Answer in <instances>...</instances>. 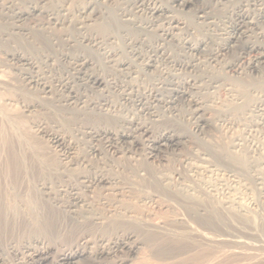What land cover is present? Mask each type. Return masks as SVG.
I'll use <instances>...</instances> for the list:
<instances>
[{
  "label": "bare ground",
  "instance_id": "1",
  "mask_svg": "<svg viewBox=\"0 0 264 264\" xmlns=\"http://www.w3.org/2000/svg\"><path fill=\"white\" fill-rule=\"evenodd\" d=\"M60 1L50 7L48 0H0V18L10 13L13 19L8 28L0 29V40L5 36L6 41L10 37L22 43L5 52L14 76L0 71L1 91L13 93L17 88L22 94L5 97L22 107L21 117L0 109V156L6 154L0 164V191L10 187L8 192L26 199L29 210L16 218V210L8 204L0 206V235L14 228L31 235L12 246V251L0 246V264H79L108 258H113L111 264H137L143 243L131 232L119 236L107 231L112 237L92 239L85 230L118 228L117 219L91 208L86 192L97 190L105 199L126 191L117 185V177L93 166L90 155L98 151L94 142L102 141L116 154H131L142 144L147 159L164 161L167 152L180 151L197 135L210 137L212 143L207 149L186 153L181 172H147L139 167L137 174L157 181L209 227L215 220L226 221L238 234L230 233L225 240L257 250L254 256L264 261V253L259 252L264 250L262 229L244 200L253 186L257 194L249 204L259 203L264 210V0H133L130 5L124 3L127 0H86L76 9L70 7L75 0ZM218 5L225 8L219 15L214 10ZM178 12L191 14L207 34L194 38L193 26ZM116 41L122 45H113ZM77 45L89 54L75 51ZM249 77L255 80L248 81ZM29 92L31 99L24 97ZM207 92L203 99L200 95ZM179 104L188 108L189 130H175L165 122L169 117L160 115L161 109L172 113ZM37 109L58 113L69 133L60 131L58 124L49 128L46 121L37 120L32 126L35 134L30 135L22 118L28 120ZM212 111L215 114L210 116ZM40 136H46L54 149L53 160L36 146L35 138ZM239 218L244 222L236 227ZM83 227L87 228L77 230ZM49 234H69L73 242L69 247H54L47 242ZM186 235H159L152 245L160 249L163 241L183 250L188 245ZM254 236L257 243L247 242ZM203 243L210 246L209 241ZM91 244L98 248L93 250ZM7 252L16 259H8ZM195 253L188 260L202 257L205 264L215 262L208 248Z\"/></svg>",
  "mask_w": 264,
  "mask_h": 264
},
{
  "label": "rangeland",
  "instance_id": "2",
  "mask_svg": "<svg viewBox=\"0 0 264 264\" xmlns=\"http://www.w3.org/2000/svg\"><path fill=\"white\" fill-rule=\"evenodd\" d=\"M48 1L49 2H47V5H49L50 7H54V6H57L58 3L59 4L62 3V1H60V0H48ZM84 1H86V0H75V1H72L73 4H70V7L73 8V9L75 7V9H76V7L81 6V4ZM119 1L122 2V1H126V0H119ZM132 1L133 0H129V1L127 0L124 3L126 5H128V4L130 5ZM162 1L164 2L165 0H162ZM20 6H23V3ZM220 7H222V6L218 5V10H217L216 6L214 8L215 13L218 14V15L223 12V9L225 10L224 7H222V8H220ZM226 9H227V7H226ZM111 11L112 12L110 13V16L113 17V10H111ZM7 14L8 15L5 14L4 16H2V18H0V29L1 30H4L5 28H8V26H10V24L12 23L11 21L13 19H11L12 17L10 15V13H7ZM179 14H181L182 17H185V20L189 23V25L191 24V26H193V28H192L193 35L192 36H194V38L205 36L207 34L206 33L207 31L204 30V28L202 26L195 24V22L193 21L194 19H193L191 14H183V13H179ZM2 19L4 20V23H3ZM102 21L103 20H99V22H101V23H102ZM4 24L5 25L7 24V25L5 26ZM203 31H204V33H203ZM152 34L153 33L150 32L148 37L151 38L153 36ZM2 38L3 39L0 40V71H1L2 75H6V76L10 75L12 77V75L14 74L15 71L13 69L9 68L10 67L9 61L7 60L9 57L6 54L7 53V49H11L12 47H18V46L20 47L22 43L21 42H17L16 43V42H14L12 40V38L10 39V37H9V40H7V41L5 39L8 38V37L2 36ZM27 39H29V38H26L25 40H27ZM3 40H5V41L3 42ZM30 40H31V38H30ZM1 44H3V45H1ZM113 45H115L117 47L118 46L120 47L122 45V41H116V42H114ZM87 50H88L87 48H85L83 46L78 47V45L75 48V51H77V52L81 51V52L89 54V51H87ZM178 50L179 49L177 48V51H175V52L177 53ZM179 52H180V50H179ZM92 56L94 57L93 54H91V57ZM11 72H13V73L11 74ZM226 75H228L227 77L230 78L229 80L231 82L235 81V79H232L231 77H229V74H226ZM144 78H148V77H144ZM253 78L254 77H249L247 79H248V81H253V80H255ZM147 80H149V79H147ZM13 91H14L13 93H15V94H13L12 92H9V91L5 92L6 93L5 94V93H3V91H1V88H0V92H1V94H0L1 95L0 96V102H1L0 109H1V107H3V109L6 111V112L4 111L6 115L9 114V115H13V116H16V117H18V116L21 117V113L20 112H22L21 111L22 107L19 104L14 103V101L12 102V100H10V102H9V100L6 101V99H5V97L8 98V96L10 98H14L13 96H15V98H20V95H22V94L20 92H18L17 88H15ZM7 93H8V95H7ZM16 93H18V95H16ZM207 94L209 95V93L207 92L206 94H204V95L202 94L200 96L201 97L202 96L206 97ZM24 97H27V99H31V93L29 92L28 96L25 95ZM28 97H30V98H28ZM3 101H5V102H3ZM3 105L5 106V108H4ZM179 107L181 108L180 110H179ZM179 107H177L178 108L177 110L180 111V112L175 110L176 112L173 111L171 113V112H169L166 109L164 110V112H163L162 109L159 112H160V115H163V117L166 116V117L170 118V119L167 118V120L165 122H166L167 125H172V127H174V128L176 127L175 130L176 129H177V131L189 130L191 128L192 119H190V116L187 115L188 108L184 104L183 105L179 104ZM184 107H186L187 109L185 110ZM183 108H184L185 111L183 110ZM51 109H52V107H51ZM56 114H54L50 110H47V111L44 110L43 111V109H37V111L32 113L33 117L32 116L28 117V120L25 117L24 118L26 120L22 118V121L24 122L23 126H24V128L27 130V132L30 135L34 136L35 128L32 127L33 126V122H35L37 120H43V121H46L47 126L49 128H51L53 125L58 124V128H59L60 131L69 133L70 129L67 127V124L66 125L63 124L61 122L60 118H59L58 113H56ZM168 114H170V115H168ZM214 114H215V112H213V111L209 112L210 116H213ZM185 115H187L188 117L185 116ZM95 120L97 122L100 121L104 125H107V126L109 124L110 125L112 124L113 126L116 125L115 123H113L114 121H110L111 123L109 121H106L107 123H109V124H107L106 122L104 123V120L103 121L99 120V119L98 120L95 119ZM10 126H11V128L13 127L12 125H10ZM53 127H55V126H53ZM6 130H9V127H7ZM211 141H212V139L210 137L204 138L201 135L200 136L197 135V137H194L192 142L186 144V146L182 147L180 149V151H175V152L169 151V152H167L164 161H159V160H155V159H152V160L147 159L146 158V151L147 150H146V148L144 146H141L142 144H137V147L135 148V150H133V153H131V154L130 153L129 154H125V153H121V152L116 154L112 148L106 147L102 143V141H95L94 144H96V146L98 148L97 153L96 154H92V155L87 154L86 156L89 158V155H90V160H91V162H93V166H96V168H98V169H102V171L107 173L109 176L112 175L114 177H117L116 178V180L118 179L117 180V185L120 186V187H123L126 191H125V193H122V195H117V196H115L113 193H111L110 195L106 196L107 199L106 198L105 199H103V198L101 199V196H99V192L97 190H95V193H90V192L87 193L86 192L85 193L86 196H87L86 198L88 199V202H89V205L91 206V208L94 209L96 211V213L100 212L102 215L110 216V218L113 221L115 219H117L116 226L118 228L116 227L117 229H112V230H108V229L105 230V229H101V228L98 229L97 228V230L94 229L92 231V233H91L92 228L85 229L87 227H83V228H78L77 230H79V229H81V230H83V229L89 230L90 231L89 234H91V236H92L91 238L92 239L98 238L99 235H103L104 238H107L109 234H112V232L114 234L117 233V235H119V236L122 233H123L122 234V236H123L127 232H129V233L131 232L134 235V238H136L137 240H139V241H141L143 243L141 245L142 248H141L140 257L137 259L138 262L136 261L137 264H179V263L180 264H192L191 262H193V264H194V262H195V264H205L206 263L205 262L206 258L204 260L202 257H199L195 261H193L192 259L188 260V259L191 258V255H193L194 252L197 253L201 248H206V249L208 248V249H210L211 253L214 254L215 257L217 256L215 258L212 254H210V255H212V256H210V258H212V259L214 258L215 259V260L214 259L212 260V262L215 261L212 264H218V263L219 264H224L225 261L228 262L229 260H230L229 264H230V262H231V264H249V263L252 264V262H253V264L254 263L257 264L258 262H259L258 264H261L263 262L262 264H264V261L256 258V256H254L255 255L254 252H258L257 250H255V251L251 250V248H249V247L247 248V246H242V245L237 246V245L229 243V241L225 240L226 237L227 238L229 237L228 234H230V233L238 234L237 231H232L233 229H229L228 228V224H225V223H227L226 221H222V220H218L217 221V220H215V221H213V224H211V226L209 227L204 222H202V221H200L198 219L196 220V217L191 215L190 212L185 207H183V204L181 205V203L178 202L172 196V193H170L166 188H163L160 185H158L157 181L151 182L150 180H148L146 178H142V177H140L137 174V169L139 167L145 168L147 170V172L148 171L151 172V170L163 172V173H166V174L167 173L169 174V173H171V172H173L175 170H178L179 172H181V170H183V165H184L183 164L184 155H186V153H189L190 151H196V148H197V150L207 149L211 145V143H212ZM35 142L38 143L36 146L41 148L42 151L47 155V157H49V159H51V160L54 159V155H55L54 152L55 151L51 147V144L48 142V138L46 136H40L38 138H35ZM139 145H140V147H139ZM81 146L84 149V146L83 145H81ZM5 156H6V154L1 153V156H0V164L1 165L4 163ZM249 184L251 185L250 181H249ZM9 188L10 187H5L4 189L2 188V190H4V192L0 191V192H3L0 195V204H1L0 206L1 207H3V206L5 207V205H6V207H8L7 206V204H8L9 208L11 209V207H12L11 210L12 211L16 210L15 213H17L19 215V216L17 215L16 218H21L20 216H22L23 214H24V216H26L27 215L26 213L29 212V210L27 209L28 205H27L26 199H24V198L22 199L21 198V200H19L20 197H17L18 199L14 198L16 196L13 195L12 193H9L11 191V189H9ZM252 189H253V191L251 193H249V196H248V194L244 196L245 197L244 200H245V203H247L250 206V208H251L249 215L251 216V214H252V217L255 216L254 217V222H255L257 228L262 229L261 237L264 238V231H263V229H264V227H263L264 226V223H263L264 222V210H263V207L259 203H255V204L253 203L252 204L253 207H251V204H249L251 201H253V199L255 200L256 194H257V190L253 186H252ZM6 192H8L11 195H8ZM2 194H3V198H2ZM5 194L7 195V197H4ZM61 197L63 199L65 198L62 195H61ZM147 197H149V198H147ZM14 202H16V204ZM24 203H25V206L23 207L22 205H24ZM255 205H257V206L254 207ZM258 206H259V209H258ZM15 207H17V209H15ZM20 209H22V211ZM39 209H40V206H38V210ZM19 211H20V213H19ZM128 215H129V217L131 219L127 218ZM256 217H257V219H255ZM175 218L178 221H179V218L182 219L184 224L176 222L177 220ZM236 220H235V225H237L236 227H238L240 225H243V224H241V223L244 222L242 219L239 218V219H236ZM238 220H239V223H237ZM221 223H222V225H221ZM260 223H261L262 228L260 227ZM13 230L15 232H13ZM13 230L8 232L10 235L8 233H7L8 235L6 234V235H4V237H2V235H0V240L2 239L0 241V246L2 248H4V249L6 248L7 250L5 249V251H12L11 250L12 246H18V245L24 243V241L26 242L28 240V238L31 237V235H29L27 232L24 233V235H25L24 236L23 233H19L20 231H17L15 228ZM95 231L98 234L93 233ZM107 231H108L109 234H107ZM168 233L171 234V235L179 234L181 236L184 235V234H188V235H186L188 237H184V238H186L185 240L188 241V243H187L188 245H186L187 249L186 248H183V250L182 249L181 250L180 249H176V245H174V247L172 249L171 245L162 244V243H164L163 241L161 243H159V245L161 246L160 249L157 248V247L154 248V246L152 245V242L155 241L156 237L159 236V235L162 236L164 234L169 235ZM12 234H13V236H12ZM17 234H18V236H17ZM106 234H107V236L105 237ZM49 237L50 238L52 237V238L51 239L49 238V240H48V237H46L47 240H48V241L47 240L46 241L49 244H52V246H54V247L55 246L56 247H58V246L59 247H64V244H65V247H69L70 244L73 242L72 238H69V234L63 235V236H60V237L57 234H55L53 236L51 234H49ZM61 237H62V239H60ZM109 237H112V236L109 235ZM26 238H27V240H26ZM251 238L247 239V242H249V243H251L253 245L255 243H257V240H256L257 237L254 236V237H251ZM7 239H11V241H9ZM3 240H5V242H3ZM205 241L207 243L209 241L208 244H210V246L209 245L208 246L204 245V243L202 244V242H205ZM13 242H15V243L18 242V243L17 244H13ZM57 242H59V244H57ZM4 243H5V246H3ZM197 244H199L198 245L199 247L196 246ZM8 245H9V247H7ZM91 246L94 247L93 250L98 248L96 244H91ZM156 246H158V245H156ZM250 247H251V245H250ZM191 248H193V249H191ZM188 250H189V252H188ZM262 250L263 249H259L260 254L264 253V250L263 251ZM241 251L248 252L249 254L251 252V255L246 254V253H242ZM224 252H225V254H224ZM236 252H237V255L234 256L236 254ZM252 252H253V254H252ZM216 253H217V255H216ZM239 253H241V254H239ZM219 255H222L221 257H223V256L224 257L221 258ZM228 255H230V257ZM6 256L8 257V259H12V260L16 259V257L14 255H12L11 252H10L9 255H6ZM184 256H186V257H184ZM184 258L187 259V260H185ZM219 258H220V260H219ZM231 258L233 259L234 262L232 261ZM112 259L113 258L101 259V260L95 261V262L84 260V262H82V263L80 262V263L81 264H83V263L84 264L85 263L86 264H111L112 263ZM241 259H243V260H241ZM251 259H252V261H251ZM218 260L221 261V262H219ZM254 260H255V262H254ZM181 261H182V263H181ZM188 261H190V262H188ZM227 262H225V264ZM245 262H247V263H245Z\"/></svg>",
  "mask_w": 264,
  "mask_h": 264
}]
</instances>
